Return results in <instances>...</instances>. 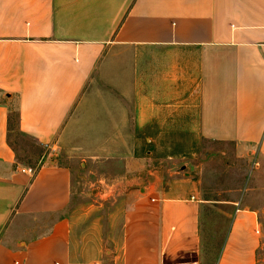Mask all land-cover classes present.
I'll use <instances>...</instances> for the list:
<instances>
[{
  "label": "crops",
  "instance_id": "1",
  "mask_svg": "<svg viewBox=\"0 0 264 264\" xmlns=\"http://www.w3.org/2000/svg\"><path fill=\"white\" fill-rule=\"evenodd\" d=\"M12 116L48 150L34 167ZM170 130L232 143L264 172V0H0V264H257L255 207L210 205L188 166L135 156L136 132ZM110 150L126 175L107 250L70 205L75 160Z\"/></svg>",
  "mask_w": 264,
  "mask_h": 264
},
{
  "label": "rangeland",
  "instance_id": "2",
  "mask_svg": "<svg viewBox=\"0 0 264 264\" xmlns=\"http://www.w3.org/2000/svg\"><path fill=\"white\" fill-rule=\"evenodd\" d=\"M14 123L12 116L10 128L14 129ZM13 129L9 133V140L16 151L18 161L31 167L36 166L41 155L45 157L48 150ZM136 135L138 140L135 156L143 157L151 170L164 171L166 168L188 166L194 177L200 179L202 198L211 200L210 205L219 204L226 199L237 198L239 201L242 198V204L246 203L258 210L260 242L256 252L257 264H264L262 168L258 167L255 171L252 158L239 156L232 143L202 138L198 132L145 131L136 132ZM126 150L128 151V148H120V156L126 154ZM115 151L110 150L89 168L85 164L80 166V161L75 160V193L70 205V211L75 218H80L88 212L89 220L97 224V230L103 235L107 250L114 246L118 238L122 212L121 203L114 200L116 195L112 193L121 186L118 180L126 175L124 164L121 161L120 164L116 163L114 157H111L116 155ZM121 180L124 181V178ZM224 217L221 208L214 209L212 214L208 213L207 234L213 236L217 229H222L225 224Z\"/></svg>",
  "mask_w": 264,
  "mask_h": 264
},
{
  "label": "built area",
  "instance_id": "3",
  "mask_svg": "<svg viewBox=\"0 0 264 264\" xmlns=\"http://www.w3.org/2000/svg\"><path fill=\"white\" fill-rule=\"evenodd\" d=\"M26 170H27V172H28V173H31V174H32V173L35 171V169H33V168H30V167H29V168H27Z\"/></svg>",
  "mask_w": 264,
  "mask_h": 264
}]
</instances>
